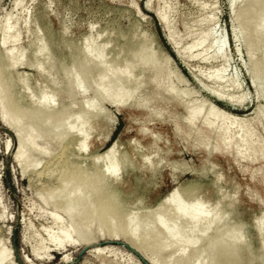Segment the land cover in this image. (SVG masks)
<instances>
[{"label": "rangeland", "instance_id": "rangeland-1", "mask_svg": "<svg viewBox=\"0 0 264 264\" xmlns=\"http://www.w3.org/2000/svg\"><path fill=\"white\" fill-rule=\"evenodd\" d=\"M146 2L22 0L21 5H16L14 0H0L1 56L7 50L1 45L7 34L3 30L6 13H9V25L21 30L15 51L22 49L23 55L11 73L16 81L12 98L18 103L17 107L33 113L30 99L35 101L42 93L52 95L53 82L59 83L61 73L66 75L69 89H72L71 93L55 92L52 96L53 104L58 108L70 104L65 123L53 125L49 138L35 141L43 153L33 154V164L24 170L12 161L16 146L13 133L0 124V247L9 254L8 264H25L22 256L33 264H101L94 256L86 255L91 245L83 246L82 243L63 247V253L70 259L62 262L49 238L58 233L49 212L61 211L59 215L64 221L75 214L72 206L67 211H63L62 206L76 190L78 194H87L78 217L87 215L94 197L86 193L88 188L69 176V171L76 165L82 169H73L75 173L98 171L104 161L101 157L115 141L114 158L121 182L111 186L116 187L123 206H118L117 219L114 218L112 223L123 222L128 213L132 214L133 221H137L138 216L149 214L173 191L195 190L207 215L218 202L224 213L222 222L236 224L244 243L257 258L255 264H264V232L255 227L264 214V157L247 161L237 157L233 149L229 152L215 150L212 134L205 148L194 134L195 128L202 129L201 117L195 120L193 131L185 125L188 109L196 105H201L202 114L214 107L222 114L218 116L243 119L248 118L254 105H259L264 122V96L256 94L258 89H264V73L260 71L258 81L254 83L249 59L252 53V60L258 64L262 62L264 40L255 49L251 48V31L235 19L245 0L237 1L232 7L228 0H165L166 20L172 26L179 47L189 45L197 34L208 30L210 40L223 44L219 56L224 52V57L213 56L216 46H210L208 40L203 46L193 47L191 56L182 59L167 42L164 29L146 7ZM163 3L151 0L150 5L154 9L163 7ZM24 18L27 23L21 28ZM234 25L239 30V38L234 36ZM88 42L92 43L90 55L93 58L101 56L105 69L111 67L114 72L131 70L132 78L139 81L133 96L150 98L146 105H135L129 100L117 106L98 97L95 86L101 70L89 65L90 71L83 74L78 66L72 67V55L78 54L79 48ZM143 45V50H137ZM148 56L150 61L142 63ZM218 68L224 70L222 82L210 77ZM155 71L159 73L161 84L158 88L151 82ZM118 76L115 73V77ZM233 79L237 87L231 86ZM17 82L26 86L21 87ZM74 84L78 89L72 86ZM167 85L172 86L173 93L164 90L163 86ZM116 86L107 82V88L112 91ZM123 89L128 87L123 85ZM219 90L234 97H244L236 105L228 104L210 93ZM216 123L220 122L216 120ZM245 124L253 128L255 135L264 137L261 121ZM64 125L69 128V133L57 141L54 136ZM82 125L80 135L87 141L83 151L77 149L80 135L76 133ZM187 132L191 133L187 135ZM204 134L207 132L203 131ZM179 194L181 203L187 205L186 197ZM166 212L173 218L172 208ZM153 214L156 219L164 218L161 209ZM95 222L91 223L92 232L99 230L103 238L109 237L110 228L96 227ZM182 225L188 228L192 222L184 219ZM151 227L138 224L139 238L143 245H148L145 254L134 249L123 235H119L118 240L102 239L96 244L112 245L105 254L112 264H149L147 258L151 254L158 264H179L180 251L176 249L175 253L173 246H167L168 238L161 229L155 225ZM151 232L158 234L156 243L150 242ZM212 233L214 235L215 231L210 230L198 239L184 256L191 261L192 251L203 252ZM23 239L24 244L21 243ZM37 241L41 259L36 260L30 248ZM158 243L164 246L157 254L153 247Z\"/></svg>", "mask_w": 264, "mask_h": 264}, {"label": "bare ground", "instance_id": "bare-ground-1", "mask_svg": "<svg viewBox=\"0 0 264 264\" xmlns=\"http://www.w3.org/2000/svg\"><path fill=\"white\" fill-rule=\"evenodd\" d=\"M237 1L239 0H228V3L230 7H232ZM161 2H164L162 4L163 7L159 6L152 9V6L150 5L151 0H147L146 7L153 12L155 18L161 24L166 34V40L177 57L182 59L190 57V50L193 47L203 46L208 40L210 46L214 45L217 49H215L213 56L224 57V52L221 53L222 56H219L220 52H222L220 51L223 47L222 41L214 42L210 40V30L197 34L195 40L189 45H186L183 48L179 47L172 30V26L166 20L164 12L165 0H161ZM14 3L16 5H21L22 0H14ZM8 19L9 13H6V24L3 26V30H5L7 34L2 39L1 45L5 46L7 50L3 52L2 56L0 55L2 57H0V124L13 133L16 139V146L12 153V161L21 165V168L24 170L25 167L33 164V154L40 155L43 153V150L39 149L35 144L37 142L36 140L41 139L42 137L49 138V132L51 133L53 125L57 123H65L64 118L70 104H68V106L58 108L53 104L52 96L56 93H71L72 89H69L66 75L61 73L62 77H60L61 79L58 82L62 85L57 82H53L54 90L51 91L52 95L42 93L39 95L37 100L33 101L30 99V106L33 108V113L29 114L23 107H17L18 103L12 98V89L15 85L14 82L16 81L11 76V73L17 67L19 60L23 55L22 49L15 51V46H17L20 41L19 32L21 30H18L16 27L13 28V25H9ZM235 19L242 21L251 31L249 40V46L251 48H254L259 43H262L264 40V0H245L244 5L240 8L239 12L235 14ZM26 23L27 19H22L20 27L22 28L26 25ZM20 27L18 28L21 29ZM233 30L234 36L239 38L240 33L236 25L233 26ZM144 47V45L142 47H138L137 50H143ZM91 48V42H88L85 46H81L79 48V53L72 55V67L78 66L81 71H83V74H87L90 71L89 65L97 67L101 70L96 79L97 84L95 86V91L97 92L98 97L104 100L106 99L111 104L117 106H121L129 100H133L135 105H146L150 98H136L133 96V92L138 86L139 81L132 78L131 70L123 69L120 72H114L111 67L105 69L103 61L100 58L101 56L93 58V56L90 55ZM104 48L105 45H103V50ZM205 59L208 58L206 57ZM249 59L251 63V77L253 82L257 83L258 78L260 77V71L264 73V59L258 64L252 60V53H250ZM149 61L150 59L148 56L142 60V63L146 64ZM34 67L39 70L37 65ZM222 71H224L222 68H218L211 73L210 77L216 82H222ZM115 73L119 76L115 77ZM158 76L159 73L155 71L151 80L154 88H158L161 85L158 81ZM107 82H112V85L117 84L113 91L110 87L107 88ZM17 83L21 85V87L26 86L25 83ZM123 85H126L128 89H123ZM72 86L78 89V85H76V87L75 84ZM231 86H238L235 79L232 80ZM163 88L168 93H173L171 85L163 86ZM210 93L214 98L224 100L228 104L234 105H236V103H240L244 97H234L227 94L224 90ZM256 94L264 96V89H258ZM218 112L219 111H217L214 107H210L202 114L201 105H196L188 109L187 116L185 118V125L189 128V130L195 128V120L201 117L202 129H194V134L197 137L196 139L201 145L206 148L208 146V137L212 134L215 139V150L220 152H229L233 149L235 150L237 157L243 158L247 161H254L264 157V137L262 138L255 135L253 128L245 124V122L248 121H253V123H259L261 121L264 124L262 121L261 106L254 105L251 109V113L248 114V118L246 119H243V117L230 118L227 116H221V112ZM219 114H221V117L218 116ZM216 120L220 123H216ZM83 127L84 125H82L78 132H76L78 135H80ZM201 130L207 132V135H203V131ZM68 133L69 128L64 125L54 138H56L57 141H61V139L65 138ZM189 133L187 132V135H189ZM48 141H50V139H48ZM116 143L117 141L111 143V146H108L109 148L104 152L101 157L104 161L98 171L93 173L78 171L80 173H75L73 169H82L78 165L71 167L73 169L69 171V176L76 178L78 182L88 188L86 193H89L90 195L92 194L94 197L95 201L92 205L90 204L92 208L88 211L87 215L84 218L78 217V214H81L82 206L85 201L83 199H85L87 194H78L76 190L65 199L62 206L63 211L69 210L72 206L75 210V214H71L68 216V219L64 221L59 215L62 213L61 211L49 212V217L52 223L56 224L58 227V233L56 235H50L49 238L55 245V251L60 254V260L62 262H67L70 259L68 254L63 253V247H71L78 245V243H82L83 246L91 245V248L86 253L87 256H94V258L99 260L101 264H112V261L106 258L107 256L105 255L111 250L112 245H99L96 243L100 242L102 239L118 240L119 235H123V237L130 242V245L134 249L144 253V250H146L148 245H143L141 239L139 238L138 224L145 223L147 226L153 227V225H155L161 229V231H163L168 238L167 246H173V251L175 253L176 249L180 251L181 254L178 257L179 264H192L193 261L196 262L194 264H255L257 258L244 243L238 226L236 224L222 222L224 213L219 208L218 202H216L213 206L211 214L207 215L204 211L203 203L199 200V196L196 194L195 190H187L185 193L180 192L179 190L173 191L171 196L166 201L160 203L149 214L138 216L137 221H133L132 214L128 213L123 217V219H125L124 221L122 220L123 222L120 221L118 224L112 223L114 218L117 219L116 213H118V206H123L118 200V191L116 187L114 186V188H112L111 186L114 183L117 184L121 182L119 180L118 167L116 166L114 158ZM86 146L87 141L85 136L80 135L77 143V149L83 151ZM121 158L124 159L123 156ZM60 186L63 185L60 184ZM103 188H106L108 191L105 192ZM179 193H182V195L186 197L188 201L187 205L185 203H181ZM43 200H45V198H43ZM169 208L174 210L175 214L173 218H170L166 212ZM160 209L164 214V218L156 219L153 213L159 211ZM218 212H220V214ZM184 219H189L192 222V225L185 228V226L182 225ZM203 219H205V221H203ZM93 220L96 221V225H94L96 227L98 225L99 227L106 226L107 228H110L108 232L109 237L103 238L99 233V230L95 233L92 232L91 223ZM255 227L258 231L263 230L264 232V214L257 220ZM210 230H214L215 233L214 235L212 233L211 236H208L209 238H207L206 244L204 245V247L206 246L205 250L200 253L192 251L191 261H189L184 256L185 251ZM155 233L156 232L150 233V239L152 240H150V242L152 243H156L158 241V234L156 236ZM73 234L75 235L73 236ZM21 243L24 244V239ZM37 245H40L39 241H37V244L31 246L30 248L31 255H33V257L35 256L36 260L41 259ZM163 246L164 245L158 243L153 247V251L155 253L157 251L160 252ZM151 256L149 255L147 258L148 263L158 264L156 259ZM8 257V252L4 251L2 247H0V264H8L6 261V258ZM21 259L25 264H33V262L23 256Z\"/></svg>", "mask_w": 264, "mask_h": 264}]
</instances>
